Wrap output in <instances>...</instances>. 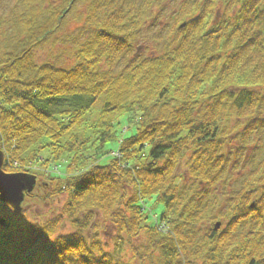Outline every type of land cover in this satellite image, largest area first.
Segmentation results:
<instances>
[{
    "label": "trees",
    "instance_id": "trees-1",
    "mask_svg": "<svg viewBox=\"0 0 264 264\" xmlns=\"http://www.w3.org/2000/svg\"><path fill=\"white\" fill-rule=\"evenodd\" d=\"M43 1L19 0L0 41L2 165L9 174L45 169L53 191L43 201L66 195L46 220L69 227L62 235L81 264H123L127 249L151 264H264V206L249 204L256 184L264 204V158L250 159L240 191L228 194L223 229L212 218L218 199L207 196L244 157L245 142L264 152V0H224L215 23V0H182L163 52L146 58L132 44L163 0ZM84 2L78 35L64 38L74 65L38 64L36 50ZM100 217L114 229L109 252ZM203 222L210 228L199 236ZM27 256L6 229L0 264Z\"/></svg>",
    "mask_w": 264,
    "mask_h": 264
},
{
    "label": "rangeland",
    "instance_id": "rangeland-1",
    "mask_svg": "<svg viewBox=\"0 0 264 264\" xmlns=\"http://www.w3.org/2000/svg\"><path fill=\"white\" fill-rule=\"evenodd\" d=\"M18 1L19 0H0V41L3 39L4 34L7 33L6 31L10 29L9 20L13 13L12 10ZM60 1L61 0H45L41 4H43V7L46 8L47 6H50L49 5L50 3H52L53 5L60 3ZM181 1L182 0H163L159 6L152 7L151 16H149V18L148 17L146 18V22L142 27L140 37L132 44V50L136 56H139L141 58H146V57L157 56L158 54H161L163 52V48H162L164 41L163 37L166 35V31L169 29L171 25L170 23H172V15L178 9V5L180 4L179 2ZM215 3H216L215 14L211 18L212 23H215L218 20H220L221 19L220 15L224 12L223 3H225V1L215 0ZM86 7H87V2L73 6L74 12L73 14H70L65 18L66 22L64 28H62L55 35L53 40L49 42L44 48L36 50L37 52L35 54V59H36L35 61L38 64L48 61L54 63L55 66L57 65L65 69L70 68L74 65L75 63L74 47L70 41H64V38L67 35H69L68 37H73V36L75 37V35H78L75 29L78 28L83 21V18L79 19L78 14H80L81 12L84 13ZM228 14L231 18L232 17L231 12ZM154 21L156 22V24L154 23ZM259 91L264 92V90H259ZM100 107H101V99H99L94 105L93 107L94 116H91L89 120L87 119L89 123L93 122L96 119ZM127 120L128 121L122 120V124L118 128L119 132L121 131V129L131 124L130 123L131 119L127 118ZM71 133L81 134V129L79 127H76V129L74 128V130H72ZM69 134L70 133H68L64 138H68ZM245 143L246 146L248 147H246V150L244 151L245 154L244 157H240V158L238 157L237 166L235 168L229 169L227 175H225L222 181L213 185L207 195L210 198V200L211 199L213 200V196H216V198L218 199L217 203L219 205V208L217 209L216 207V209H214V211L212 212L213 213L212 218L214 219V216H217V221L220 220L221 224L219 226L217 225L219 229H223L227 221L226 219L227 217H220L219 215L221 211L223 212L222 206H225L224 203L226 202V200H228L227 199L228 194H230L232 191L238 188H239L238 191H240L241 189L240 183H242L241 181L245 179L246 174L248 173L249 169L252 167L250 159L252 160L254 159V161L257 162L256 164H259L264 158L263 149H260V152H256L254 155L255 152V146H253L254 143L253 142H245ZM115 147L116 144L112 146V148ZM241 154L242 153H240V155ZM181 165L183 169L184 162H182ZM10 169L12 171L15 169L17 170L18 167L16 168L12 167ZM44 171L45 169L44 170L40 169L39 166L38 168L33 169L34 173H38L35 175L37 178V183H35L36 186L31 193L34 195V197L24 201L22 203V207L28 215H31L36 219L46 220V219H51L54 216H56V214H58V211L62 206V203L66 200V195H61V196L48 195L49 198L43 201L44 197L46 198L47 194H49V192L52 193L53 191V187H52L53 183L50 184L51 182L48 181L46 177L43 176L45 175L48 177V174ZM56 174L59 175L57 171ZM44 183L45 184L48 183V186L42 187L43 186L42 184ZM259 186L263 188V184L255 185L257 191H254L255 193H252L254 194L253 196L255 197L254 199L253 197H251L249 203L251 201V203L253 204L264 206L262 200L257 201V196L261 192ZM155 210L157 212H160L159 207L155 208ZM104 220L105 219L102 217L99 218V222L101 224V228L99 232L101 234H104V236H102V241L104 242L105 245L103 246V249L105 250V252L106 251L109 252L112 250V238L114 236V229L111 228L109 222ZM198 227L200 229L199 231L200 233L198 232L197 234L200 236L204 230L206 231V229L210 228V224H208L207 222H203ZM64 228L67 231L69 230V227L67 225L64 226ZM141 243L144 244L142 239H138L133 242L134 245H140ZM132 254L133 253L131 249L129 250L127 249L126 251L123 252L122 254V257L124 258L122 260L123 264H151L150 261L148 260L141 261L140 256L138 254H137L138 256Z\"/></svg>",
    "mask_w": 264,
    "mask_h": 264
},
{
    "label": "snow or ice",
    "instance_id": "snow-or-ice-1",
    "mask_svg": "<svg viewBox=\"0 0 264 264\" xmlns=\"http://www.w3.org/2000/svg\"><path fill=\"white\" fill-rule=\"evenodd\" d=\"M21 199L15 178L0 173V258L8 229L13 248L28 254L22 264H65V257L67 264H81L83 253L73 250V242L62 235L67 230L62 226L52 229L47 220L28 215Z\"/></svg>",
    "mask_w": 264,
    "mask_h": 264
},
{
    "label": "water",
    "instance_id": "water-1",
    "mask_svg": "<svg viewBox=\"0 0 264 264\" xmlns=\"http://www.w3.org/2000/svg\"><path fill=\"white\" fill-rule=\"evenodd\" d=\"M2 151L0 150V173L3 175L11 176L15 178V183L17 187L19 188L20 193L23 196V199L20 200V205L22 206V203L24 201V198L26 195H29L34 187L35 183L37 181V178L35 175L29 174V173H23V172H14V173H6L2 170V164H3V155Z\"/></svg>",
    "mask_w": 264,
    "mask_h": 264
}]
</instances>
